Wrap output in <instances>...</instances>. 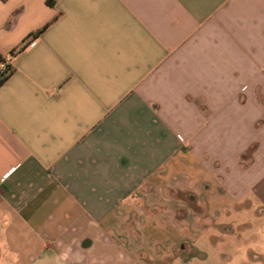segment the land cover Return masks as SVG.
<instances>
[{"label":"crops","instance_id":"0c3cea01","mask_svg":"<svg viewBox=\"0 0 264 264\" xmlns=\"http://www.w3.org/2000/svg\"><path fill=\"white\" fill-rule=\"evenodd\" d=\"M0 58V264H180L244 205L264 0H0Z\"/></svg>","mask_w":264,"mask_h":264},{"label":"rangeland","instance_id":"374dc122","mask_svg":"<svg viewBox=\"0 0 264 264\" xmlns=\"http://www.w3.org/2000/svg\"><path fill=\"white\" fill-rule=\"evenodd\" d=\"M250 114L249 111V117ZM259 120L262 122L264 115ZM248 134L246 141L250 139V135L257 138L264 137L263 130L260 133L250 131ZM251 148L247 152L248 155L253 152ZM244 160H247V163L243 164H248L246 166L250 172L244 179H239L245 186L241 198L244 205L237 210H231L227 216L223 215L225 219L222 216L223 218L217 220L216 228H209V236H207L210 237L209 240L206 236L199 237L198 243L194 245L196 251L192 248L187 249L188 261L185 260L180 264H264V148L259 149L258 157L254 158L256 163L251 164L246 158ZM216 180L221 183L220 179ZM206 188L209 189V186ZM207 200L206 195L188 193L177 200L182 208H174L169 215L173 216V220L192 221L205 218L206 212L199 209L197 204L200 201L206 203ZM199 228L202 226L196 229ZM193 255L195 256L192 257ZM170 262L168 261L167 264Z\"/></svg>","mask_w":264,"mask_h":264},{"label":"built area","instance_id":"2783aa9c","mask_svg":"<svg viewBox=\"0 0 264 264\" xmlns=\"http://www.w3.org/2000/svg\"><path fill=\"white\" fill-rule=\"evenodd\" d=\"M14 55H12L11 57H13ZM12 67L10 64V60H2L0 61V76H7L11 73L12 71Z\"/></svg>","mask_w":264,"mask_h":264},{"label":"trees","instance_id":"16d2710c","mask_svg":"<svg viewBox=\"0 0 264 264\" xmlns=\"http://www.w3.org/2000/svg\"><path fill=\"white\" fill-rule=\"evenodd\" d=\"M47 4L49 6H53L54 5V0H47ZM40 32L34 34L32 37H36ZM16 53V52H15ZM14 52H12L11 55H14L15 54ZM3 59L0 58V61H2ZM13 73V70L11 71V73L7 76H0V88L4 85V83L8 80V78L12 75Z\"/></svg>","mask_w":264,"mask_h":264}]
</instances>
